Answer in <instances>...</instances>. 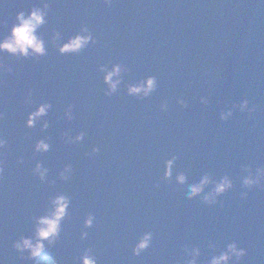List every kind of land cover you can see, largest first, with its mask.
<instances>
[{
	"label": "water",
	"instance_id": "water-1",
	"mask_svg": "<svg viewBox=\"0 0 264 264\" xmlns=\"http://www.w3.org/2000/svg\"><path fill=\"white\" fill-rule=\"evenodd\" d=\"M47 2V23L38 34L48 54L34 60L0 53V63L12 69L0 70V136L8 141L0 149V261L36 264L20 260L12 244L32 235V218L44 214L50 197L63 193L72 198L69 217L59 241L43 254L59 264H82L87 249L97 264H185L186 246L199 247L200 264H207L233 242L248 252L241 264H264V187L249 190L242 183L244 166H264V2ZM42 3L0 0V39L10 34L19 12ZM83 26L97 42L79 54L61 55L53 33L59 31L66 42ZM114 63L128 71L119 91L108 97L99 69ZM149 76L158 81L150 97L127 94L128 84ZM29 92L31 104L25 102ZM244 99L259 106L251 118L236 109L228 121L221 119L222 111ZM45 102L52 109L28 128V114ZM164 102L167 111L160 108ZM69 105L71 121L64 116ZM64 132H84L85 138L68 144ZM45 138L50 151L35 152ZM94 147L100 151L92 154ZM172 156L178 159L169 182L163 176ZM37 162L49 169V182L33 174ZM66 164L73 166L67 182L59 178ZM179 173L189 175L190 184L208 173L215 179L228 174L235 187L209 206L202 197L187 198ZM245 191L248 198L242 199ZM89 213L96 219L86 229ZM84 231L87 239H81ZM145 232L153 233L151 245L136 256L133 248Z\"/></svg>",
	"mask_w": 264,
	"mask_h": 264
},
{
	"label": "clouds",
	"instance_id": "clouds-1",
	"mask_svg": "<svg viewBox=\"0 0 264 264\" xmlns=\"http://www.w3.org/2000/svg\"><path fill=\"white\" fill-rule=\"evenodd\" d=\"M264 2V0H262ZM104 3L111 6L113 0H104ZM50 3L47 0H43L42 6L32 7L30 13L21 11L17 14L16 23L13 24L9 35L0 39V53H8L17 58H32L39 60L40 57H44L48 54L46 42L38 34V30L47 23V17L50 10ZM63 37L59 31H55L51 37L52 43L57 47L58 52L61 55L67 54H79L86 49L90 44L97 42L93 33L87 26L81 27L80 31L70 36L66 42H62ZM0 70L11 72L10 67L5 68L3 63H0ZM99 71L103 73V82L107 86L104 90V95L111 97L116 94L122 83H124V73L128 69L120 64L114 63L109 67L108 65H101ZM158 88V81L155 76H149L144 80H140L136 83L127 85V94L129 96L137 97L138 99H145L152 95ZM32 93L29 92L28 99L25 101L31 104ZM201 102L204 104H210L211 101L202 97ZM177 103L182 107H187V102L183 98H179ZM251 101L244 99L242 103H236L226 111H222L220 116L224 121H228L235 115L236 109L241 112H247L250 115L257 112L259 106L250 107ZM53 105L50 102L41 103L36 107L34 111L28 114L26 126L28 128H34L38 121L43 117H46ZM162 111L168 110L167 102L160 105ZM73 105H69L65 111L64 116L67 120L74 119ZM4 118V114L0 112V120ZM49 128V121L43 120L42 129L47 130ZM64 142L68 144L80 143L85 138V133L80 132L76 136H72L69 132L62 134ZM8 141L0 136V149L7 147ZM51 144L47 141V138L40 139L35 144V152L46 153L50 151ZM100 149L94 147L92 154L98 153ZM2 155V153H0ZM177 156H172L170 160L166 161L165 173L163 179L171 181L172 169ZM23 163V159L20 160ZM243 171L247 173L243 177V187L246 189H253L255 187H264V166L257 167L253 170L251 165L243 167ZM4 172L3 162L0 161V175ZM33 174L38 176L41 182H49L48 175L49 169L44 166L42 162H37L33 169ZM73 174V166L66 164L62 171L59 173V178L65 182L71 180ZM179 184L186 185L188 187L187 198L194 200L197 197H202V202L209 206H214L220 203L219 198L226 194L229 190L235 187V182L232 177L225 174L220 179H215L211 173L205 174L202 179L196 184H190L189 175L185 173H179L176 177ZM51 184H55V181H51ZM212 186L211 190L207 193L205 189ZM158 187V185H157ZM242 199L248 198V192L245 191L241 194ZM72 203V198L69 195L60 193L49 198L48 207L43 215L34 216V232L32 235H21L19 239L15 240L12 247L19 253L20 260L35 261L36 264H59V261L52 256H44L47 248L53 247L59 241L61 233L63 231V222L69 217V209ZM95 215L89 213L84 220V227L91 228L95 222ZM88 232L81 233V239H87ZM153 239L152 232H145L139 239L136 246L133 248V254L140 256V254L148 249ZM210 247L215 249V243H211ZM186 253L185 264H200V257L202 255L199 247L191 248L185 247ZM27 253V255H25ZM248 255L246 249L241 248L237 242L229 243L226 250H222L218 255H213L207 264H241L244 257ZM82 264H97V259L92 253L91 249H87L80 257ZM0 264H3L0 261Z\"/></svg>",
	"mask_w": 264,
	"mask_h": 264
}]
</instances>
